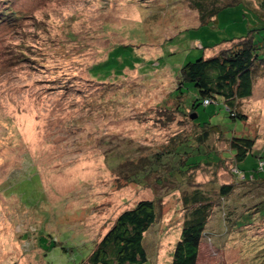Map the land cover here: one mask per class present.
<instances>
[{
    "label": "rangeland",
    "instance_id": "1",
    "mask_svg": "<svg viewBox=\"0 0 264 264\" xmlns=\"http://www.w3.org/2000/svg\"><path fill=\"white\" fill-rule=\"evenodd\" d=\"M14 6L18 17L0 23V264H80L123 210L165 192L141 264H171L184 218L178 196L189 183L169 176L160 185V171L129 179L126 159L167 144L177 126L164 124L157 109L170 100L174 73L204 45L247 33L252 15L237 5L194 25L197 15L182 5L158 17L132 0ZM239 107L246 120L230 118L220 102L200 105L197 119L223 123L228 135L254 136L253 154L239 166L248 178H264V75ZM232 163L224 158L216 173L196 172L191 184L233 182ZM242 189L232 197L248 196ZM216 216L210 226L219 231ZM256 232L212 234L197 264H264V237L250 246Z\"/></svg>",
    "mask_w": 264,
    "mask_h": 264
},
{
    "label": "trees",
    "instance_id": "2",
    "mask_svg": "<svg viewBox=\"0 0 264 264\" xmlns=\"http://www.w3.org/2000/svg\"><path fill=\"white\" fill-rule=\"evenodd\" d=\"M132 1L149 7L153 17L166 14L171 6H186L198 17L194 25L216 21L221 12L237 5L243 6L245 16L252 15L248 17L247 33L204 45L196 59L184 63L174 73L177 84L169 92L170 100L165 105H158L157 112L164 124H176L175 134L161 150L139 155L137 161L133 158L126 160L129 179L149 177L160 171L162 176L154 179L160 185L169 176L189 183L178 196L184 218L171 264H197L201 244L206 239L212 240V234L225 236L235 230L247 234L257 229L259 237L250 240L254 249L257 239L261 238L258 240L260 243L264 237V178H248L246 171L241 172L245 169L239 163L253 154L256 140L250 135H228L223 123L210 119L199 121L197 118L200 105L207 107L220 102L233 120L247 119L248 114L239 107V102L252 96L256 76L264 75V0ZM14 3L16 0H0V23L18 17ZM195 113L197 117L192 118ZM223 144L229 146L224 152L219 149ZM167 158L171 160L166 162ZM224 158L235 165L233 182H219L218 186L207 185L204 188L197 183L191 184L198 171L212 169L216 173ZM238 186L243 187L241 195H248L242 200L234 199L232 194ZM168 193L139 199L134 206L123 210L80 264H141L147 261L149 252L145 234L161 220L164 198ZM214 215L216 218L221 215L219 231L210 226ZM255 257H252L254 262L259 260Z\"/></svg>",
    "mask_w": 264,
    "mask_h": 264
},
{
    "label": "water",
    "instance_id": "3",
    "mask_svg": "<svg viewBox=\"0 0 264 264\" xmlns=\"http://www.w3.org/2000/svg\"><path fill=\"white\" fill-rule=\"evenodd\" d=\"M191 117L192 118H195V117H197V114L196 113L195 114H192Z\"/></svg>",
    "mask_w": 264,
    "mask_h": 264
}]
</instances>
